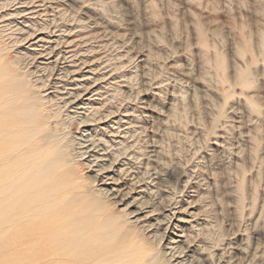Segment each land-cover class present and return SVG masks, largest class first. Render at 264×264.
Masks as SVG:
<instances>
[{"label": "rangeland", "instance_id": "374dc122", "mask_svg": "<svg viewBox=\"0 0 264 264\" xmlns=\"http://www.w3.org/2000/svg\"><path fill=\"white\" fill-rule=\"evenodd\" d=\"M263 38L264 0H0V66L52 117L77 190L167 264H264Z\"/></svg>", "mask_w": 264, "mask_h": 264}, {"label": "bare ground", "instance_id": "6f19581e", "mask_svg": "<svg viewBox=\"0 0 264 264\" xmlns=\"http://www.w3.org/2000/svg\"><path fill=\"white\" fill-rule=\"evenodd\" d=\"M61 54L56 52L55 62L61 60ZM1 66L0 264H167L153 254L147 239L131 223L117 220L98 192L77 190L78 178L64 163L66 153L59 150L60 146L66 148L65 139L48 128L52 117L36 110L38 100L23 98L20 76L10 75L7 64ZM248 77L241 73L244 82ZM90 152L100 155L103 149ZM100 158L105 159L104 152ZM98 162L91 161L90 167L96 170L98 183L109 187L105 191L118 199L111 175L114 171L99 169L104 165ZM79 187H84V182ZM144 213L138 207L124 217L136 219L133 223L143 222L147 218L141 219ZM179 240L166 239L173 261H177L173 246ZM139 245L147 249L141 251Z\"/></svg>", "mask_w": 264, "mask_h": 264}]
</instances>
